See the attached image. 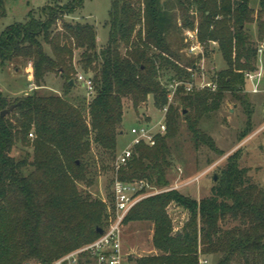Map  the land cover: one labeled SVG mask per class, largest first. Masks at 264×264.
I'll use <instances>...</instances> for the list:
<instances>
[{
	"label": "trees",
	"instance_id": "1",
	"mask_svg": "<svg viewBox=\"0 0 264 264\" xmlns=\"http://www.w3.org/2000/svg\"><path fill=\"white\" fill-rule=\"evenodd\" d=\"M83 5L84 0L48 4L0 34V66L31 63L38 87L14 101L0 90V264H47L95 241L101 235L97 229L108 223L106 205L80 184L92 186L99 170L111 168L123 181L147 179L165 188L172 166L167 140L181 117L196 145L218 151L201 121L220 109L228 92L248 102L242 92L264 44V0L257 10L251 0H112L102 50L94 25L66 20ZM4 11L0 0V18ZM179 16L187 29L197 31L201 44H218L227 67L212 77L218 84L214 92L179 88L167 112L166 133L152 147L136 146L116 172L125 99L138 110L150 99L164 108L169 99L162 81H187L198 69L196 58L181 53ZM79 69L92 74L95 92L89 103L71 96ZM50 74L64 80L63 94L39 91ZM12 104L14 111L2 117ZM19 144L29 149L21 160L12 155ZM247 174L230 158L208 197L198 201L174 189L136 204L124 224L153 223L158 251L136 264H200L201 256H216L217 264H264V187L249 182ZM172 203L190 213L180 233L168 214ZM229 221L235 225L226 227Z\"/></svg>",
	"mask_w": 264,
	"mask_h": 264
},
{
	"label": "rangeland",
	"instance_id": "2",
	"mask_svg": "<svg viewBox=\"0 0 264 264\" xmlns=\"http://www.w3.org/2000/svg\"><path fill=\"white\" fill-rule=\"evenodd\" d=\"M58 2L63 4L67 0H3L5 15L0 18V34L6 27L16 22H24L30 11L39 14L44 6L54 5ZM111 2L112 0H84L83 7L74 15L77 18L74 19L72 18L74 16H70L66 17V20L94 25L98 33L99 46L103 47L109 38L107 22ZM259 3L260 0H251V6L256 10L259 8ZM178 22L180 28L177 30V41L182 45L181 53L197 59V75L203 73L207 79H210L216 76L219 71L226 69V63L217 43L202 44L201 53L190 52L185 42L187 28L183 25L181 16H179ZM197 26L196 19L195 28ZM250 31L257 41L255 24L250 26ZM46 49L50 51L48 46ZM76 55L78 59L80 52H77ZM78 73L84 72L79 69ZM32 86L35 88L36 84L33 79L31 63L19 64L18 68L15 64H10L5 68L0 66V90L11 101L38 89L36 86L37 88L33 90ZM259 87L260 93H252L249 92V86L246 83L242 93L247 96V105L242 104L231 93H226L220 109L201 121V129L214 140L218 151L202 144L196 145L186 120L181 117L172 137L167 140L171 151L172 166L167 176L169 185L165 188L176 187L175 190L198 201L208 197L216 184L214 176L219 175L230 158L236 159L241 168L248 169L249 182L264 187V77ZM39 91L63 94L64 80L59 75L50 74L46 79V85ZM71 96L77 99L86 97L87 103L91 100L87 95L86 88L79 83L72 91ZM124 106L122 133L118 136L116 156L131 144L133 139L131 129L133 127L141 124L156 126L163 117L162 108L157 107L152 99L141 107L144 109L143 112L133 107L132 102L128 99H125ZM27 152L29 149L19 144L13 149L12 155L17 160H21L27 155ZM94 152L98 153V149L95 148ZM117 177L118 175L108 168L99 170L92 186L79 185L80 190L90 193L93 198L100 199L106 205L108 223L113 206V182ZM167 210L173 221L174 230L176 233H180L189 220V211L176 203L169 205ZM233 225L235 222L229 221L225 226L232 227ZM153 234L154 224L151 222L139 221L123 225L121 237L125 253L124 264H136V259L156 254L153 246ZM217 259L216 256H201L200 262L205 260L207 262L203 264H217Z\"/></svg>",
	"mask_w": 264,
	"mask_h": 264
},
{
	"label": "built area",
	"instance_id": "3",
	"mask_svg": "<svg viewBox=\"0 0 264 264\" xmlns=\"http://www.w3.org/2000/svg\"><path fill=\"white\" fill-rule=\"evenodd\" d=\"M185 42L190 52H202V44L198 39V34L195 29L185 30ZM263 77L264 44H260L258 49L257 69L245 74V80L247 86H249V92H261L259 85L263 80ZM76 81L86 88L88 97L92 99L95 92L92 77L85 73H77ZM162 84L165 85L168 90L169 99L168 105L162 108V119L156 126L141 124L131 129V134L133 135L132 142L117 156L115 161L116 172L128 164L134 154L136 146L145 144L152 147L156 144V137L166 133L167 112L170 104L173 103L179 88H183L186 93L199 92L203 90H210L214 92L218 89V84L215 80L212 78L207 79L203 73L201 75H197L196 71L192 74L190 80L185 81L180 78H175L168 81L163 80ZM36 88V86L35 88L32 86L33 90ZM30 136L33 138V134ZM174 189H176V187L158 188L147 179H136L128 182L117 177L113 182V213L111 212L109 215V223L104 229V233L90 244L71 251L61 258L47 264H124L125 253L123 250L121 232L126 216L131 209L143 199ZM206 262L207 261L203 260L200 263L203 264ZM29 264L46 263L32 262Z\"/></svg>",
	"mask_w": 264,
	"mask_h": 264
},
{
	"label": "water",
	"instance_id": "4",
	"mask_svg": "<svg viewBox=\"0 0 264 264\" xmlns=\"http://www.w3.org/2000/svg\"><path fill=\"white\" fill-rule=\"evenodd\" d=\"M71 83H73V81ZM16 107H17V104H12L9 108H7L4 111H2L1 116L2 117L7 116L11 112H13ZM139 111L140 112H143L144 109L143 108H140ZM214 180L215 181L217 180V176L216 175L214 176ZM97 231H98L99 234H103L104 233V229H102V228H98ZM27 264H29V263H27Z\"/></svg>",
	"mask_w": 264,
	"mask_h": 264
},
{
	"label": "crops",
	"instance_id": "5",
	"mask_svg": "<svg viewBox=\"0 0 264 264\" xmlns=\"http://www.w3.org/2000/svg\"><path fill=\"white\" fill-rule=\"evenodd\" d=\"M72 18H77L76 16H74V17H72ZM105 46H103V47H100L99 46V41H98V48H99V50H101V49H103ZM48 78V77H47ZM155 249V248H154ZM155 253L157 254L158 253V251L155 249Z\"/></svg>",
	"mask_w": 264,
	"mask_h": 264
}]
</instances>
